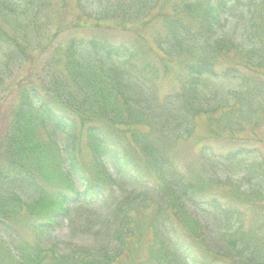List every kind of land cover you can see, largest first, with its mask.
I'll return each instance as SVG.
<instances>
[{"label":"trees","instance_id":"16d2710c","mask_svg":"<svg viewBox=\"0 0 264 264\" xmlns=\"http://www.w3.org/2000/svg\"><path fill=\"white\" fill-rule=\"evenodd\" d=\"M68 1L0 0V110L8 108L0 116L5 264H114L134 237L132 212L148 202L157 218L149 256L158 264H219L198 222L188 217L194 227L181 231L193 234L187 238L171 225L170 210L188 204L220 230L224 261L264 264V221L255 224L256 211L245 230L241 203L264 197L261 153L245 145L223 151L203 146L205 159L238 168L254 182L243 196L228 198L205 194L168 148L170 140L192 136L197 119L223 104L204 101L212 80L240 78L225 103L257 101V83L223 62L237 52L253 69L264 70V0H175L169 10L158 0H73L72 7ZM190 16L199 18L198 25ZM156 17L160 28L142 23ZM112 30L129 31L131 41L105 36ZM42 42L51 50L40 48ZM37 50L46 53L42 64H35ZM30 59L36 72L16 78ZM170 74L178 76L180 88L161 98L157 80ZM82 141L89 157L81 153ZM75 206L98 212L73 224ZM65 221L96 248L65 252L48 245ZM24 233H32L34 242Z\"/></svg>","mask_w":264,"mask_h":264},{"label":"rangeland","instance_id":"374dc122","mask_svg":"<svg viewBox=\"0 0 264 264\" xmlns=\"http://www.w3.org/2000/svg\"><path fill=\"white\" fill-rule=\"evenodd\" d=\"M70 1L71 2L68 1V7L69 5L72 7L73 0ZM174 1L175 0H158V5H166L165 7H168L166 9L169 10ZM139 4L140 3L137 4L136 2L135 7H139ZM164 8L162 7V9ZM190 18V21L194 22V25H198L199 18L197 16H190L189 19ZM147 19L148 18H146V20L144 19L142 23L152 22L154 28H160L162 26V19L160 17H156L154 20L150 21ZM128 30L130 31L131 28H128ZM129 31L112 30L109 34H105V36H114L116 39L131 41L132 37L129 34ZM131 32L136 33L135 30H132ZM61 38H64V36H61ZM41 44L42 46L40 48L51 50L50 45L48 46L45 42H42ZM2 50V46H0V54ZM37 53L38 50L33 54L35 64H42L43 57L46 56V53ZM50 55L51 53L48 57ZM223 63L224 66H236L239 69L238 72L240 74L249 81L252 79L257 83L256 86L259 95L254 96L257 101L244 99L240 102L237 98L236 102L231 101L225 103L224 101L230 99L232 96L227 92H229L230 89H235L240 84V78H236L237 80H212L210 85L204 90V101L208 105L215 103L223 104L217 108L214 115L210 114L211 112H208L197 119V129L192 136L188 138L185 137L184 139L170 140L168 148L172 159L175 161L181 172L192 181L202 184L205 187V194L222 193L228 198H236L238 195L243 196L244 193H241L242 191L252 189L253 187L251 184L254 182L246 180V175L238 168L217 163L216 161L210 162L209 159H205L202 154V148L203 146H209L213 150L223 151L229 148L245 145L252 149H257L263 157L264 173V70H258L257 68L253 69L251 67L252 62H245V60L240 58L237 52H231L230 55L224 58ZM33 65L34 63L31 62V59L25 62L21 66V72L15 75L16 78L19 79L20 77L27 76L31 71L32 74H34L36 71L31 69V67H34ZM15 73H17L16 70ZM178 79V76L170 74L157 80L156 86L161 98L168 93L179 90L180 82ZM7 111L8 108L2 106L0 116L5 117ZM148 137L150 138V134ZM56 141L59 144H63L60 137H57ZM81 153L84 157H89L91 155L85 141H82L81 143ZM216 180L224 181L227 185L219 188L216 185ZM231 182H238L241 190L237 185L235 188ZM52 187L54 189L60 188L58 184H54ZM239 201L241 202L240 199ZM148 203L149 204H144L143 207H138L132 212L133 220L135 221L134 237L128 242L123 256H121L114 264H158L156 261L151 260L149 256L150 245L152 244V227L155 225L157 218L155 204L153 202ZM241 203L246 210V218L244 221L245 230H248L254 224L256 219H254L253 216L256 211L260 213V217L256 220L255 224L264 221V197H254L249 202L244 201ZM76 207L78 206H75V211L78 210V213L75 214L73 218V224L83 223L85 218L88 217L87 215H92L98 212L97 210H92L87 207ZM184 209L185 210H170L172 218L171 225L178 229L180 234L178 235L182 238H187L193 235L190 233L188 236L184 237L185 234L181 232L184 229L188 228L190 230L194 227L193 222L188 218L191 217L194 221L200 224L201 228L199 229V232L203 235L202 238L204 239L206 247L210 249L212 254L220 257L216 262L219 264H228L223 260L227 250L220 241V230L214 227L211 218L190 204L186 205ZM24 237L32 243L34 242L32 233H24ZM47 242L48 245H56L59 250L65 252L70 251L72 247L92 246V248L95 249L97 246V243H95L90 237L72 231V227L67 221L51 234ZM201 255L212 258L207 252H201ZM8 260L9 259L6 257L2 258V256H0V264H5ZM175 263L180 264L181 262L176 259Z\"/></svg>","mask_w":264,"mask_h":264}]
</instances>
